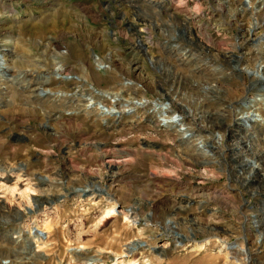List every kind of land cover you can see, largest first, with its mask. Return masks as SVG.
<instances>
[{
  "label": "rangeland",
  "instance_id": "374dc122",
  "mask_svg": "<svg viewBox=\"0 0 264 264\" xmlns=\"http://www.w3.org/2000/svg\"><path fill=\"white\" fill-rule=\"evenodd\" d=\"M159 1L0 0V53L11 65L0 77V264H264V162H234L228 148L239 129L250 142V127L264 133L263 110L238 125L232 110L252 97L264 12L244 9L247 0H184L190 18ZM204 31L242 43L238 59L206 47ZM204 56L220 65L208 70ZM133 59L139 70L123 72ZM39 88L70 95L47 99ZM77 88L116 95L126 111L87 114ZM217 93L223 116L207 117L204 100ZM154 102L185 112L192 132L158 125Z\"/></svg>",
  "mask_w": 264,
  "mask_h": 264
},
{
  "label": "bare ground",
  "instance_id": "6f19581e",
  "mask_svg": "<svg viewBox=\"0 0 264 264\" xmlns=\"http://www.w3.org/2000/svg\"><path fill=\"white\" fill-rule=\"evenodd\" d=\"M141 1L143 3H145V2L146 3H150L151 5L160 3L159 0L158 1H154V0H141ZM152 1H154V2H152ZM163 1L164 0L161 1L162 2L161 5H162V10L163 11L169 12V9H168V6L167 5H170L171 7H173L174 10L177 11L176 13H178V12H180V13L181 12H186L187 13L189 11L188 15H189L190 18H191V16H195V17L197 16V12L193 11V8H192V10H189L187 8V5L185 4V1L184 0H179L178 2H174V0H168L167 5ZM247 1L248 2L245 4L244 9H246L247 7L248 8L250 7L251 9H254V10L256 9V10H259L260 12L261 11L264 12V0H247ZM169 13L170 14H173L172 12H169ZM253 25H257V22H255ZM204 35H205V38L204 39L206 40V44H205L206 47L210 44L211 46H214L217 49L222 50V52H224V53H230L229 58H230V56H232V57L238 59L236 56H234V51H235V49H238V47L242 43H240V44L234 43L232 46H229L228 47L227 41H226V39L224 37L218 38V39H214L213 36H212V34L210 32H208V31H206ZM148 41L151 42V39H150V36L149 35H148ZM178 41H180V40H178ZM167 48H168L167 50H169V51H171V49L176 48V51H178V53L183 54V55L185 54V50L183 51V48L181 49L177 45L176 46H174V45H167ZM189 56H191V55H189ZM220 56H221V54H220ZM253 56H254V58H253L254 65H253V67L251 68V71H250L251 72V80H252L251 82H252V84H250L251 86H250V88L248 90L249 91V94L252 97L248 98V101L239 102L238 103L239 105L236 107V109L235 110H234V108L232 109L234 111V122L236 123V125H238V124H240L242 122H247V121L250 122V121H253V120H255L257 118V116H263L261 113H262V110L264 111V108H262V107H264V37H262L258 41V43H256V49L253 52ZM179 57H180V55H179ZM182 59H184V58H182ZM204 60L207 63L208 70H211L210 67H213V69L214 68L216 69V67L220 65V64H216V62L212 58H210V57L204 56ZM96 62H98L99 64H101V60L99 58L96 59ZM131 63H132V66L131 67H126V68L125 67H122L123 72L128 73L129 71L131 72L132 70H134V71H138L139 70L140 66L138 65L139 62H138L137 59L131 60ZM214 64H216V65H214ZM10 69H11L10 63L7 62L6 57H4V55L2 53H0V77L3 80H9L10 79V78H8V76L10 75L8 73V71ZM54 69H55V73H54L55 76L61 78L62 80H65L67 78V75L63 74L62 72H59V70H60L59 67L58 68H54ZM203 71H205V70H203ZM204 73H206V71ZM209 74H210V72H209ZM46 79L48 80L49 78L46 77ZM47 80H45V81H47ZM5 83H7V82H5ZM217 85H219V84H217ZM78 86H80V84H78ZM36 92H37V95L38 96H46L47 99L50 98V97H52V96L53 97H56L57 99L58 98L59 99L60 98H64L65 99V98H68V96L70 95V94L68 95L67 93L62 92V91H57L54 94V93L50 92L48 89H43V88H39ZM91 92H94V94L96 93L97 96L96 97L95 96H92L91 95L92 93L90 95L88 93L87 94H82V93H80L78 91V88H77L75 90V92L73 93V96L75 97V98L74 97L73 98H74L75 103H76L75 106L78 108L82 104L81 102H84V104L82 105V108L86 111L87 114H95V115H99L101 117H104L105 115L111 114L114 111H116V113H121V112H125L126 111L125 108H122L121 110H120V108L119 109L116 108V105H117V102H118V98L116 97V95H111V94H109L107 92L106 93H104V92H97L95 90H92ZM38 96H36V97H38ZM105 99H108L109 102H111V106H108V104H106V103L103 102ZM214 99L216 100V102L214 101ZM226 99L227 98H224V95H222L220 93H217V97H211V98H208L207 100L205 99L206 101L204 100V102H205V105L207 107L205 106L204 113H206V116L207 117H211V116H213V114H215V115L219 114V116L222 117L223 116L222 114L224 113L225 108L227 106V105H224V103H222V102H223V100H226ZM38 100H40V99H38ZM143 101H142V99H140L139 101L137 100V102H135V107L145 106L147 103H145V101L144 102ZM124 107H127L128 108V104H124ZM208 107H211L213 109L211 110V108H208ZM172 110H173L172 109V106L169 103H157V102H154L152 104V106H151V112L155 115L156 120H157L156 123H158V125H162V126H165V127L169 128V129H172V131H174V132H179L181 135L186 134L188 131H191L192 132L193 129L190 126H188L187 124L184 123V117H185L184 113L185 112H183V113H181L179 115V114L174 113ZM64 111L65 110L60 111L59 112V116L60 115H63ZM72 111L70 110V113ZM186 115H189V114L186 113ZM263 118H264V116H263ZM211 122H213V121H211ZM261 122L264 123V119ZM239 130H240L239 132H237V131L236 132H233V137H237V138L234 139L235 140L234 143H232V144H230V146H228V148L232 152V158L231 159L234 162L239 161L241 164H245V166H246V164L249 163L250 159H251V161H257V162L259 161L260 163L263 164V162H264V144H263V142H264V135L263 134L264 133H262V134L257 133L256 130H255V128H254V126L253 127H250V130H252V134L254 132V135H255V136H252L254 138H252L251 139V142H250V141H247L248 139L246 140V135L247 136L250 135L249 134L250 133L249 132V129L248 128H242V130L241 129H239ZM238 134H240L241 138H240V136ZM238 138H240V139H238ZM184 143H187L186 140H184ZM205 150L207 151V153L205 152L204 157L202 158V160L204 162H202V163H204L203 164L204 165V169L206 170L209 167L211 168V164H210L211 157L208 155V152H209V154L211 156L214 155V154H213L211 148L205 149ZM248 165H250V164H248ZM235 168H236V165H232V169L234 170ZM258 182L260 184H262V186L264 185V174H262V175H260L258 177ZM97 187H99L101 189V187L99 185H97ZM86 189L88 190V189H90V187L88 186V187H84L82 189L79 188L77 190L80 191V190H86ZM75 190L76 189L74 188L73 191L75 192ZM260 191H264V187ZM80 192H82V191H80ZM98 192H99V190H98ZM112 211H113V208H112ZM31 229H29V234L32 235L31 236L32 237V240L36 243V242H38V240H40L42 238L41 237L42 235L39 234V235H41V236H39L38 234H32L31 233ZM15 233H16V237L15 238H18L19 241H20V239H24L25 235H24V231L23 230L17 229ZM14 242L16 244V241H14ZM228 250H230L234 255H239V254H241L243 252L246 253V249L245 248H241V247H235V246L234 247H231V248L229 247Z\"/></svg>",
  "mask_w": 264,
  "mask_h": 264
}]
</instances>
